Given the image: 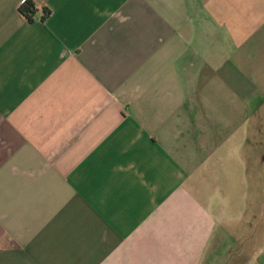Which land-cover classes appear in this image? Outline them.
<instances>
[{
	"label": "crops",
	"instance_id": "obj_1",
	"mask_svg": "<svg viewBox=\"0 0 264 264\" xmlns=\"http://www.w3.org/2000/svg\"><path fill=\"white\" fill-rule=\"evenodd\" d=\"M25 1L0 0V264H264V0Z\"/></svg>",
	"mask_w": 264,
	"mask_h": 264
},
{
	"label": "rangeland",
	"instance_id": "obj_2",
	"mask_svg": "<svg viewBox=\"0 0 264 264\" xmlns=\"http://www.w3.org/2000/svg\"><path fill=\"white\" fill-rule=\"evenodd\" d=\"M263 100H264V98H263ZM260 112H261L262 119L259 121L260 122L259 123V125H260L259 126V130L256 131V129L254 128V126L251 123V131H252V133H257V134L256 135H251L248 138V141H249V144H248L249 146L247 145V149L248 150H246V153L244 151V153H245V155H247V157L246 156L245 157L247 158L248 164L253 168L251 170H256V171L261 170V173L264 176V164L262 166H259V167L255 166V161L258 160V163H260L259 162L260 160L264 161V119H263L264 103H263V106L261 107V111ZM250 148L252 150H250ZM244 170L248 171L246 166H245Z\"/></svg>",
	"mask_w": 264,
	"mask_h": 264
},
{
	"label": "trees",
	"instance_id": "obj_3",
	"mask_svg": "<svg viewBox=\"0 0 264 264\" xmlns=\"http://www.w3.org/2000/svg\"><path fill=\"white\" fill-rule=\"evenodd\" d=\"M20 14L28 21L36 20L39 13H41V20H46L51 14L49 7L43 4L40 0H26L21 7H19Z\"/></svg>",
	"mask_w": 264,
	"mask_h": 264
}]
</instances>
